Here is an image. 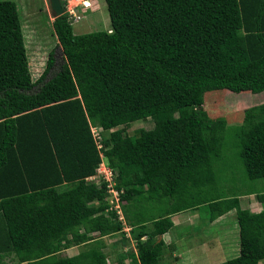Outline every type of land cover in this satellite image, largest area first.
Instances as JSON below:
<instances>
[{"label":"trees","instance_id":"1","mask_svg":"<svg viewBox=\"0 0 264 264\" xmlns=\"http://www.w3.org/2000/svg\"><path fill=\"white\" fill-rule=\"evenodd\" d=\"M104 1L109 30L75 34L81 17L53 18L63 61L48 77L51 50L33 81L17 5L0 0V252L23 264H107L96 241L122 224L107 183L85 179L102 153L135 240L120 264H165L159 236L171 215L198 207L211 218L237 213L239 253L216 264H259L264 206L253 212L222 192L217 162L230 165L224 142L235 139L247 178L264 179V102L245 108L241 124L203 105L208 91H264V0ZM139 119L153 127L125 133ZM96 125L108 135L101 148ZM82 242V252L58 254Z\"/></svg>","mask_w":264,"mask_h":264},{"label":"rangeland","instance_id":"2","mask_svg":"<svg viewBox=\"0 0 264 264\" xmlns=\"http://www.w3.org/2000/svg\"><path fill=\"white\" fill-rule=\"evenodd\" d=\"M19 1L16 0V5L24 31V43L27 51L28 64L31 57L35 71V74H33L29 67L32 80L35 81L40 76L45 68L48 54L53 50L54 64L48 73L49 77L53 72L59 69L61 62L63 61L62 48L58 44V40L52 28V20L54 16L49 6V0ZM65 1L66 9H70L76 4L80 5L83 0ZM76 10L79 11L78 14H80L81 18L72 24V30L75 34H82L95 30H109L111 28L109 14L104 0H91V6L89 8L83 9L82 7L81 9L77 6ZM39 85L40 84H36L33 91H36ZM261 102H264V91L259 93H252L250 91L236 93L222 89L206 92L204 95L203 106L211 118L223 116L226 118L228 124H241L244 109ZM122 126H119V128H122ZM152 127V120L146 119L143 121L139 119L128 123L123 129L125 133L132 135L135 134L139 128L150 129ZM115 128L117 127L111 126L108 128V131L114 130ZM92 129L97 132H106L105 128L101 125L92 126ZM100 136L102 137L103 142L104 138H107L108 135L101 133ZM234 142L235 139L233 141L231 138H227L224 142L225 144H228L227 151L230 157V165L221 164V160L217 162V164H219L218 166L222 168V173H219L217 179L220 185L219 187L222 192L229 197L238 196L241 208H249L252 211H259L263 208L264 203L257 198L256 194L245 193L257 191L261 193L263 192L264 196V179L250 180L247 178L243 165H241L237 156L235 157L237 152H235V150L237 149H235ZM102 162L103 164L107 163L105 156H103ZM115 175L116 172L114 171V178L113 181H111L114 186L116 185ZM97 184L99 185V182ZM114 186L111 188L112 190L116 189ZM107 198L108 200H113V194L109 193ZM120 205L121 204L119 203V206ZM117 207L118 205L115 204L113 209ZM120 210L122 213V220H120L122 229L115 233L101 235L99 236V241H96L103 244L102 250L107 256V264H120L117 260L121 254L130 249L135 250V240H130L131 237L129 232L131 227L126 224L124 213L121 208ZM192 210H194L192 212L194 217L190 219V223L184 222L182 216H184L185 213L180 212L181 214L178 213L179 215L177 218L178 222H181V225H175L176 227L174 229L171 228V230L164 235L166 243L165 251L161 257L163 263L175 264L176 259L173 258V253H182V251L188 249L185 247L186 243L195 245V247L197 244L207 243L208 245L206 244V248H216L218 251L215 258H211L212 256H210V259H206L201 256V254L204 256V254L201 253V250L197 251L201 253L199 254L196 252V249H194L186 258L188 264L202 263V260L206 262L203 264H216L232 258L239 253L234 252V249L228 245V243L231 242V240H229L231 237L235 236L236 240L239 239V233H236V231H239V221L234 208L231 209L230 212L228 211V213L226 212V214H222L223 216L217 219L211 218L208 209L205 207H198ZM117 220L119 219L117 218ZM233 229H236L235 235L231 232ZM81 230L88 232V228L85 225L81 227ZM229 233H232V235H229ZM92 236L97 238L98 234H92ZM187 237L189 239H186ZM234 244H236V242ZM88 245L89 244L82 242L63 249L58 254L60 256L75 255L85 250ZM235 250H239V245H237ZM124 262L125 264H128V259ZM0 264L23 263L18 262L14 253L5 254L0 252ZM259 264H264V259L260 260Z\"/></svg>","mask_w":264,"mask_h":264},{"label":"built area","instance_id":"3","mask_svg":"<svg viewBox=\"0 0 264 264\" xmlns=\"http://www.w3.org/2000/svg\"><path fill=\"white\" fill-rule=\"evenodd\" d=\"M80 5L76 4L75 6H72L70 9H66V6H65V11L69 14V16H72L74 18V20H78L81 16L78 14V11L76 10V7L79 6V7L87 8V7L91 6V1L90 0H83ZM92 132H93V134H94V136L96 138V142H97L98 148H101L102 144H101V137L99 135V132H97V131H95L93 129H92ZM100 156H101V161L98 164V166L96 167L95 173L92 174L91 176L86 177L85 179L88 180V181H92L95 184H97L99 182V185H100V183L102 181H105L107 183L106 184L107 185V192H108V194L112 193L113 197H114L113 200L112 199L109 200L110 208L113 209L115 204L118 205V207L114 208V209H116L115 211H116V214H117V218L120 221V220H122V213H121V210H120L121 207L119 206V202H118L119 201V191L117 189H113V190L111 189L114 186V184L111 182V181H113V178H114V170H113V168H111L109 166L108 163L103 164V162H102V158H103L102 153H100Z\"/></svg>","mask_w":264,"mask_h":264},{"label":"crops","instance_id":"4","mask_svg":"<svg viewBox=\"0 0 264 264\" xmlns=\"http://www.w3.org/2000/svg\"><path fill=\"white\" fill-rule=\"evenodd\" d=\"M15 1V3H16V0H14ZM19 1V0H18ZM91 1V0H90ZM20 2V1H19ZM17 4V3H16ZM20 4H21V2H20ZM20 22H21V20H20ZM21 27H22V25H21ZM22 33H23V38H24V31H23V27H22ZM241 34H242V32H241ZM24 41H25V38H24ZM27 52V51H26ZM46 64V63H45ZM251 210V209H250ZM188 211V212H187ZM194 210H192V209H188V210H185V211H182L181 213H185V215L184 216H182L183 217V219H184V222H187V223H190V219L192 218V217H194L193 216V214H192V212H193ZM252 211V210H251ZM260 211V210H259ZM230 212V211H229ZM253 212H258V211H254L253 210ZM180 213V212H179ZM180 213V214H181ZM228 213V212H227ZM226 214V213H225ZM179 214L178 213H176V214H173V215H171V219H172V221H173V229L176 227L175 225H181V222H178V218H177V216H178ZM224 215V214H223ZM223 215H221V216H219V217H217V218H220V217H222ZM216 218V219H217ZM171 230V229H170ZM169 230V231H170ZM168 231V232H169ZM235 231H236V229H233V230H231V232L233 233V235H235ZM167 232V233H168ZM167 233H165V234H167ZM189 233V232H188ZM232 233H229V235H232ZM236 233H239V231H236ZM165 234H163V235H161V236H159V238L160 239H163V241H164V243H166L165 242V239H164V235ZM191 235V234H190ZM189 235V236H190ZM238 238H239V234H238ZM186 239H189L188 237L186 238ZM229 240H231V242H229L228 243V245H229V247H231V248H233L234 249V252H239V250H235L236 249V247H237V245H239V239L238 240H236L235 239V236H233V237H231ZM236 242V244H234ZM207 244V243H206ZM206 244H204V243H200V244H197V246L195 247V245H191V244H187L186 243V246L185 247H187L188 249H186L185 251H182V253H173V258H175L176 259V262H175V264H188V262L186 261V258H187V256L190 254V252L191 251H193L194 249H196V252L197 251H199V250H201V253H203L204 254V256L201 254V253H199V252H197V253H199V254H201V256L202 257H204V258H208V259H210V256H212L211 258H215L216 256V254H218V251H217V249L215 248V249H212V248H206V246L208 245H206ZM205 249V250H204ZM181 252V251H180ZM214 255V256H213ZM238 255V254H237ZM203 262L202 263H197V264H203V263H206V262H204V260H202Z\"/></svg>","mask_w":264,"mask_h":264},{"label":"water","instance_id":"5","mask_svg":"<svg viewBox=\"0 0 264 264\" xmlns=\"http://www.w3.org/2000/svg\"><path fill=\"white\" fill-rule=\"evenodd\" d=\"M49 6L54 17H57L64 13L65 9L61 3V0H49Z\"/></svg>","mask_w":264,"mask_h":264}]
</instances>
